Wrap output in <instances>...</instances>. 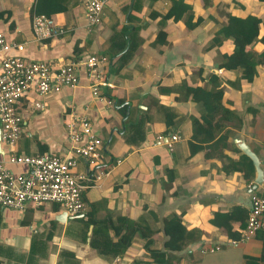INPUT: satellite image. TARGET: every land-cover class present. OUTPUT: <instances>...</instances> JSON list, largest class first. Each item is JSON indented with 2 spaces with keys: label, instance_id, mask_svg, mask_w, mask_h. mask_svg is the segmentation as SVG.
<instances>
[{
  "label": "crops",
  "instance_id": "obj_1",
  "mask_svg": "<svg viewBox=\"0 0 264 264\" xmlns=\"http://www.w3.org/2000/svg\"><path fill=\"white\" fill-rule=\"evenodd\" d=\"M36 1L0 0V31L24 46L11 53L54 64L104 55L108 61L100 72L107 84L95 94L93 76L81 66L75 86L44 94L30 88L18 102L20 139L13 147L1 142L0 161L19 174L28 166L9 162L13 154L73 155L68 125L86 117L102 138L101 156L94 167L80 158L76 170L103 178L85 190L86 210L76 215L57 203L23 210L0 206V264H246L247 256L261 257L264 229L233 243L211 219L235 209L239 217L232 224L244 232L241 216L249 213L253 194H264V184L253 189L256 168L251 181L235 168L244 154L236 143L242 137L264 170V0H185L193 7V27L183 19L164 20L172 0H109L93 27L78 0H56L52 7L64 9L49 17L62 32L40 39L33 26ZM229 15L261 18L258 38L246 47L256 62L252 81L241 78L240 68L220 67L222 56L235 49L232 37L217 36ZM161 30L166 36L158 40ZM214 38L221 43L213 44ZM125 43L132 52L120 59ZM188 86L224 90L223 103L237 122L226 128L223 157L208 156V148L191 153L192 119L203 108L187 94ZM172 134L180 138L169 147ZM88 214L94 219L89 225ZM171 214L182 216L193 237L161 263L140 232L122 254H101L91 244L94 223L127 217L140 222L145 234L152 232L151 247L165 252L163 219ZM106 239L109 244L119 235L111 228Z\"/></svg>",
  "mask_w": 264,
  "mask_h": 264
},
{
  "label": "built area",
  "instance_id": "obj_2",
  "mask_svg": "<svg viewBox=\"0 0 264 264\" xmlns=\"http://www.w3.org/2000/svg\"><path fill=\"white\" fill-rule=\"evenodd\" d=\"M85 11L89 27L100 24L102 12L109 0H78ZM33 26L37 37L60 34L62 29L51 17L35 15ZM24 46L6 39L0 31V123L1 142L7 146L16 145L21 136L22 115L18 102L26 91L35 87L41 93L58 91L64 85L79 83V68L84 66L93 76V92L99 93V85L107 84L100 72V66L108 61L104 55L91 54L67 63H49L43 60H28L12 54L13 49ZM69 137L74 143V154L60 156L52 154L17 155L9 158L11 163L25 164L28 171L14 173L5 162L0 161V206L23 210L29 204L41 206L57 203L71 215L86 210L84 192L96 185L103 174L89 179L85 173L76 170L78 160L86 159L94 167L100 159L102 138L95 135L91 122L80 117L68 125ZM160 140L163 136L159 137ZM180 138L172 134L167 138L169 147ZM264 228V194H253L243 239H249ZM236 242V240H232ZM220 249V246L210 250ZM207 249H204V252Z\"/></svg>",
  "mask_w": 264,
  "mask_h": 264
},
{
  "label": "trees",
  "instance_id": "obj_3",
  "mask_svg": "<svg viewBox=\"0 0 264 264\" xmlns=\"http://www.w3.org/2000/svg\"><path fill=\"white\" fill-rule=\"evenodd\" d=\"M61 2V0H58ZM63 1V0H62ZM56 0H37L35 4V12L37 15L50 16L56 10H62L63 7H52ZM207 2V0H206ZM51 6V7H50ZM194 16L192 5L188 4L185 0H172V4L169 10L163 15L164 20L174 19L179 21L183 19L187 26L193 27L197 23L192 21ZM261 18L250 15L246 18H240L234 15H229L228 22L217 31V36L232 37L235 43V49L230 54H224L220 62V67L227 69L241 70V78L252 81L256 74V62L253 56H250L246 51V47L256 40L259 36ZM165 31H159L157 39L165 37ZM156 39V41H158ZM264 39V37H263ZM221 43L219 39L214 38L213 44ZM125 43L119 52L122 53L119 56L120 59L128 57L132 52V44L126 49ZM118 54V53H117ZM115 54L114 56H116ZM264 57V54L262 55ZM264 61V60H262ZM124 65L123 63L121 64ZM215 79L214 77H212ZM187 94L202 105L203 111L199 117H193L192 119V139L189 142L191 153H197L199 151L208 148L211 150L207 153L210 155H217L223 157V149L227 147V137L230 131L227 132L226 128L232 121L237 119L232 111L227 108L223 103L224 90L221 87L206 88L202 86H188ZM168 113V110L167 112ZM169 117V114H167ZM167 123L169 120L167 119ZM171 122V121H170ZM235 168H239L248 181H251L254 176L255 166L251 158L243 154L242 158L236 162ZM232 210L231 212H216L211 219L213 223L223 226L227 235L233 240H239L243 237V230L239 231L234 229L232 220H235L239 216ZM249 213L241 216L243 225H246ZM86 223L89 225L94 222L92 215L88 214ZM113 229L119 239L114 241L110 240L107 244L108 233L110 229ZM125 229V230H123ZM264 229V228H263ZM260 229V230H263ZM143 226L138 221L131 220L127 217H119L117 223L112 220H104L94 223V229L92 232L91 244L101 254H107L109 250H115V254H122L131 245L134 236L140 232L145 236V246L153 256L156 262H163L169 252H177L184 249L190 238L193 237V232L189 231L183 223V218L178 214H171L163 219V231L165 233V252L152 248L151 244L153 239L152 232H144ZM264 232V231H263ZM99 234H101L99 236ZM99 236V237H98ZM264 241V233H263ZM108 247L106 250L105 248ZM264 262V247L261 257H246V264H260Z\"/></svg>",
  "mask_w": 264,
  "mask_h": 264
},
{
  "label": "water",
  "instance_id": "obj_4",
  "mask_svg": "<svg viewBox=\"0 0 264 264\" xmlns=\"http://www.w3.org/2000/svg\"><path fill=\"white\" fill-rule=\"evenodd\" d=\"M238 147L243 151L245 155H247L253 161V164L256 168V177L253 184V189H256L257 186H261L264 184V170L261 166V161L258 155L250 148V146L246 143V141L241 137L236 140ZM0 146H1V130H0Z\"/></svg>",
  "mask_w": 264,
  "mask_h": 264
}]
</instances>
